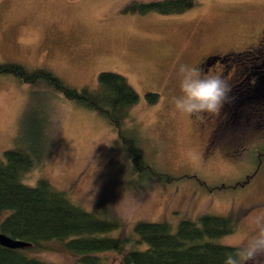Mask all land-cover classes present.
Wrapping results in <instances>:
<instances>
[{
  "label": "rangeland",
  "instance_id": "374dc122",
  "mask_svg": "<svg viewBox=\"0 0 264 264\" xmlns=\"http://www.w3.org/2000/svg\"><path fill=\"white\" fill-rule=\"evenodd\" d=\"M133 1L156 0H0V60L48 68L76 88H95L101 71L124 76L139 100L122 130L135 137L140 164L132 165L114 127L96 111L6 74H0V157L12 146L27 103L44 101L50 143L26 184L45 177L86 210L120 220V228L106 233L111 236L137 238V221H166L175 229L202 214L231 216L235 231L213 241L242 250L257 234L250 218L264 213V155L258 163L256 152L264 149V133L239 130L235 148L219 144L233 154L212 151L210 122L177 112L172 101L180 95L181 65L264 43V0H196L177 14L142 13L128 8ZM237 65L216 67L227 69V77ZM148 91L160 95L156 103L147 102ZM48 246L30 253L77 264L59 242ZM103 256L120 264L114 251ZM246 264H264V252Z\"/></svg>",
  "mask_w": 264,
  "mask_h": 264
},
{
  "label": "trees",
  "instance_id": "16d2710c",
  "mask_svg": "<svg viewBox=\"0 0 264 264\" xmlns=\"http://www.w3.org/2000/svg\"><path fill=\"white\" fill-rule=\"evenodd\" d=\"M195 1H133L128 8L142 13L177 14L186 11ZM261 54L264 55V48ZM252 71L255 72L254 101L251 103L254 122L238 127V131L243 130L248 135L258 131L264 133V86L258 84L260 79L264 82V62L257 63ZM0 74L12 75L20 82L29 83L36 91L60 94L96 111L114 127L132 165L140 164L142 153L135 137L122 130L139 95L121 74L99 72L95 88H76L48 68L28 67L14 61L0 60ZM159 97L156 92L145 93L150 104L156 103ZM25 108L12 146L0 157V233L29 245L9 248L0 244V264H62L30 253L47 249L51 241L59 242L66 251L76 255L77 264H111L103 256L107 251L116 252L120 264H224L227 254L239 250L237 246L213 241L235 231L236 222L231 216L202 214L197 220L182 219L175 229L166 221H137L133 227L137 238L111 236L106 233L120 228V220L86 210L45 177L37 178L34 185L26 184L23 180L40 164L48 149L50 137L46 129L50 120L44 101L28 102ZM263 150H256L258 163L264 155ZM137 167L133 166L132 170L138 174ZM140 243L145 246L137 248L135 245ZM129 244L132 247L128 248Z\"/></svg>",
  "mask_w": 264,
  "mask_h": 264
},
{
  "label": "flooded vegetation",
  "instance_id": "af4514ba",
  "mask_svg": "<svg viewBox=\"0 0 264 264\" xmlns=\"http://www.w3.org/2000/svg\"><path fill=\"white\" fill-rule=\"evenodd\" d=\"M262 32L263 35L264 28ZM263 48L264 44L258 43L256 46H246L240 51L229 49L220 53H208L200 56L196 61L194 67L202 69L205 74L220 76L229 86L227 99L214 116H211L210 113L199 115V117H204L205 122H210L212 126L209 136L210 142H208L212 151L217 147L220 149L219 144L225 145L228 142H231L235 148L236 144L234 145L233 137H236L238 127L249 126L254 122V108L251 103L254 101L255 72L252 69L257 63L264 62V55L261 54ZM242 53L246 54L241 55ZM225 61L230 65L234 61L238 63L227 77H225L227 69L218 71L216 67L217 64ZM220 150L233 154L235 149L227 151L221 148Z\"/></svg>",
  "mask_w": 264,
  "mask_h": 264
},
{
  "label": "clouds",
  "instance_id": "9594fccd",
  "mask_svg": "<svg viewBox=\"0 0 264 264\" xmlns=\"http://www.w3.org/2000/svg\"><path fill=\"white\" fill-rule=\"evenodd\" d=\"M180 95L173 98L177 112L199 116L203 113H215L227 99L229 86L218 75L205 74L202 69L181 65L178 70ZM256 235L246 248L227 254L224 264H246L253 257L264 252V213L250 218Z\"/></svg>",
  "mask_w": 264,
  "mask_h": 264
},
{
  "label": "water",
  "instance_id": "95a60500",
  "mask_svg": "<svg viewBox=\"0 0 264 264\" xmlns=\"http://www.w3.org/2000/svg\"><path fill=\"white\" fill-rule=\"evenodd\" d=\"M0 244L9 248H17L29 245L28 243L22 240L12 239L2 233H0Z\"/></svg>",
  "mask_w": 264,
  "mask_h": 264
}]
</instances>
